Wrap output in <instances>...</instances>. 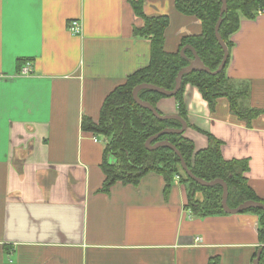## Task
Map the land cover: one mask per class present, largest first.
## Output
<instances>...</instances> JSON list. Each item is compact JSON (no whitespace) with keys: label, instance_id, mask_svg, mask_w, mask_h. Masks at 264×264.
Listing matches in <instances>:
<instances>
[{"label":"crops","instance_id":"0c3cea01","mask_svg":"<svg viewBox=\"0 0 264 264\" xmlns=\"http://www.w3.org/2000/svg\"><path fill=\"white\" fill-rule=\"evenodd\" d=\"M132 1L0 0V264H253L259 216L194 215L180 173L168 188L151 172L103 190L108 139L83 118L97 123L106 95L148 65L151 42L134 34L144 21ZM144 13L169 17L168 51L202 32L176 0H145ZM233 41L228 74L248 81V105L264 110V12L242 18ZM184 100L196 151L211 134L226 160L248 159L245 175L264 201V111L248 124L221 98L212 112L192 84ZM157 111L179 115L176 99H159Z\"/></svg>","mask_w":264,"mask_h":264},{"label":"trees","instance_id":"16d2710c","mask_svg":"<svg viewBox=\"0 0 264 264\" xmlns=\"http://www.w3.org/2000/svg\"><path fill=\"white\" fill-rule=\"evenodd\" d=\"M144 4L145 0L132 1L136 15L144 21L143 26L134 28V34L151 42L148 65L130 74L122 84L117 85L106 95L97 123L90 117L83 118L86 129L108 139L102 163L106 175L103 190H108L117 182L138 184L151 172L162 174L168 188L174 175L180 173L192 193L190 207L194 215L206 217L225 213L222 207L221 184L203 186L190 178L184 172L178 154L169 147L162 146L153 150L146 147V142L151 136L167 127L180 128L181 122L178 119H159L150 109L139 105L133 97L134 88L142 83L173 90L180 70L195 59L194 50L212 71L218 69L224 57V50L216 37L215 27L220 18L222 0H176V8L180 13L198 18L202 25L201 34L184 36L176 51H168L165 47V31L170 23L169 17L146 15ZM260 8L264 10V0H227V10L222 16L220 26V34L229 49L226 66L215 75L204 70L184 74L181 88L172 95L178 104V114L186 121L188 111L184 92L187 84L199 89L212 112L219 100L224 98L230 110L248 124L263 113L264 110L248 105L251 94L249 82H239L228 74L234 47L233 35L239 30L242 18H254ZM190 45L192 47H186ZM19 66L22 67L21 63ZM139 96L156 109L158 100L167 97L148 88L141 89ZM184 134L185 132L164 134L152 144L168 140L178 148L196 176L207 181L216 178L226 181L229 188L227 199L229 207H238L248 200L264 202L251 187L245 175L249 169L248 159L226 160L221 151L222 142L211 134H208L210 140L208 148L196 151L193 141ZM109 155L114 157V162L108 158ZM198 191L203 192L201 200L194 198L195 192ZM244 212H253L259 216V238L264 243V210L249 208ZM208 264H217V261L212 258ZM259 264H264V248Z\"/></svg>","mask_w":264,"mask_h":264},{"label":"water","instance_id":"95a60500","mask_svg":"<svg viewBox=\"0 0 264 264\" xmlns=\"http://www.w3.org/2000/svg\"><path fill=\"white\" fill-rule=\"evenodd\" d=\"M226 10H227V0H222L220 18H219V20L216 24V27H215V34H216V37H217L220 45L223 47L224 57H223V60H222L220 66L218 67L217 70L212 71L209 67H207L200 60L197 52L194 50L195 59L191 62L190 65H188V66H186L180 70V72L177 75L176 86L173 90H168L164 87L154 85V84H150V83H142V84H140L134 88L133 97L139 105L150 109L154 113V115L156 117H158L159 119H178L182 124L181 128H169V127H167L164 130H162L161 132H159L158 134L150 137L146 142V147L148 149H155V148L162 147V146L169 147V148L173 149L178 154V156L180 157L181 163H182V168L190 178H192L193 180H195L196 182H198L199 184H201L203 186H212V185H215L218 183L221 184L223 186L222 207L225 210V212H227V213H240V212H243L244 210L249 209V208H260V209L264 210V202L256 201V200L245 201L244 203L240 204L238 207H235V208L229 207L228 203H227L229 188H228V184L226 183V181H224L221 178H216L214 180L207 181L201 177L196 176L192 172V170L188 167V165H187L183 155L181 154V152L178 150V148L172 142H170L168 140H161V141H158L156 144H152V142L154 140L158 139L160 136H162L164 134L183 133L186 130L188 123L180 115L160 114L157 111V109L150 102L141 99L139 96V91L141 89H144V88L152 89L156 92L163 93L167 96L175 95L179 91V89L181 88L182 81H183V75L186 73L192 72L194 70H204V71L211 73V74H214V75L221 72L224 69V67L226 66V63H227L228 58H229L228 45L223 40L222 35L220 34V26H221V23L223 21L222 16ZM186 47H192V46L190 45V46H186ZM263 248H264V243L258 249L257 255L253 261V264H259V262L261 260Z\"/></svg>","mask_w":264,"mask_h":264},{"label":"built area","instance_id":"2783aa9c","mask_svg":"<svg viewBox=\"0 0 264 264\" xmlns=\"http://www.w3.org/2000/svg\"><path fill=\"white\" fill-rule=\"evenodd\" d=\"M264 12V10L262 8L259 9L258 11V14H262ZM69 30L71 33L73 34H79L81 33L82 31V26H81V22L77 19H74L70 22V25H69ZM30 64H27L26 66L23 67L22 69V73L24 74H29L31 71H30ZM95 141H98L97 138H95Z\"/></svg>","mask_w":264,"mask_h":264},{"label":"snow or ice","instance_id":"6c2138e0","mask_svg":"<svg viewBox=\"0 0 264 264\" xmlns=\"http://www.w3.org/2000/svg\"><path fill=\"white\" fill-rule=\"evenodd\" d=\"M6 2H7V0H6Z\"/></svg>","mask_w":264,"mask_h":264}]
</instances>
